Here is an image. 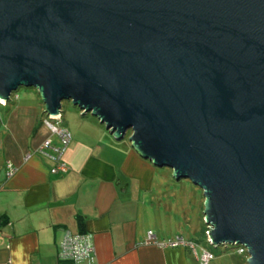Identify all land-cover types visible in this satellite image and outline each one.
I'll list each match as a JSON object with an SVG mask.
<instances>
[{
    "label": "water",
    "instance_id": "obj_1",
    "mask_svg": "<svg viewBox=\"0 0 264 264\" xmlns=\"http://www.w3.org/2000/svg\"><path fill=\"white\" fill-rule=\"evenodd\" d=\"M70 101L203 191L214 245L264 264V0H0V100Z\"/></svg>",
    "mask_w": 264,
    "mask_h": 264
},
{
    "label": "crops",
    "instance_id": "obj_2",
    "mask_svg": "<svg viewBox=\"0 0 264 264\" xmlns=\"http://www.w3.org/2000/svg\"><path fill=\"white\" fill-rule=\"evenodd\" d=\"M12 96L0 102V264H201L189 190H161L163 171L125 137L75 110L61 112L71 136L62 156L69 171L51 173V163L35 153L45 138L55 140L41 125L39 93L25 88ZM7 160L16 167L10 177ZM65 229L91 233L94 255L58 261ZM148 230L160 242L195 241V249L148 244Z\"/></svg>",
    "mask_w": 264,
    "mask_h": 264
},
{
    "label": "built area",
    "instance_id": "obj_3",
    "mask_svg": "<svg viewBox=\"0 0 264 264\" xmlns=\"http://www.w3.org/2000/svg\"><path fill=\"white\" fill-rule=\"evenodd\" d=\"M12 96V95H11ZM1 103L4 104L2 100ZM59 116L49 117V113L43 112L41 117V125L44 126L50 134H52L55 140L50 137L45 138L40 145L35 149V153L45 159L50 163V172L56 174H65L69 171V167L66 162L62 159L65 149L70 142V132L62 122L61 111L58 112ZM16 167L12 162L7 160L5 162V176L10 177L14 174ZM203 219V216H202ZM205 224V223H204ZM209 226L205 224L204 242L206 245H201V254L198 256L201 264H207L215 256L208 246H214L209 237L207 231H209ZM146 243L155 244L161 248L164 247H175V246H188L193 251L196 246V242L186 241L181 236H174L172 238L166 239L164 241H157L152 230H148L146 233ZM225 246V245H221ZM238 253H244L245 248L242 246H236ZM94 242L92 234L87 231H71L69 229L64 230L62 240L57 252L58 261H69L76 263L79 260L89 259L94 255Z\"/></svg>",
    "mask_w": 264,
    "mask_h": 264
},
{
    "label": "rangeland",
    "instance_id": "obj_4",
    "mask_svg": "<svg viewBox=\"0 0 264 264\" xmlns=\"http://www.w3.org/2000/svg\"><path fill=\"white\" fill-rule=\"evenodd\" d=\"M25 90V87H20L18 88L17 91L13 92L12 95L15 93L23 92ZM13 97V96H12ZM11 99V98H10ZM60 105L61 107V112L63 116H66V112L69 110H75V111H80L79 113L82 114V110H79L77 107L72 106L70 101L63 100ZM2 106H0V109ZM88 114V113H87ZM90 115V114H89ZM88 115V116H89ZM99 123V121H98ZM105 127V126H104ZM129 131L126 132L124 135L125 140L127 141L129 139ZM159 170L163 171V185L161 187V190H189L188 192H185L187 194L189 201L191 202V206L193 207V223L195 224V227H198V236L195 238L196 241H199L201 245H206L204 242V233L202 232L205 229V224L202 219V214H203V209H204V204L202 202L203 198V191L200 187L197 185H194L190 180L187 178H179L176 179L174 175L172 174L173 171L167 167H161ZM190 190H193L190 192ZM213 252H215V256L213 262L215 264H221V262H236L237 264H247V254L246 252L244 253H238V250L234 246H229L226 245L222 246L218 245L217 248L214 246H208ZM211 259V260H212Z\"/></svg>",
    "mask_w": 264,
    "mask_h": 264
},
{
    "label": "trees",
    "instance_id": "obj_5",
    "mask_svg": "<svg viewBox=\"0 0 264 264\" xmlns=\"http://www.w3.org/2000/svg\"><path fill=\"white\" fill-rule=\"evenodd\" d=\"M130 134V133H129ZM202 234H203V232H202Z\"/></svg>",
    "mask_w": 264,
    "mask_h": 264
},
{
    "label": "bare ground",
    "instance_id": "obj_6",
    "mask_svg": "<svg viewBox=\"0 0 264 264\" xmlns=\"http://www.w3.org/2000/svg\"><path fill=\"white\" fill-rule=\"evenodd\" d=\"M3 101V100H2Z\"/></svg>",
    "mask_w": 264,
    "mask_h": 264
}]
</instances>
